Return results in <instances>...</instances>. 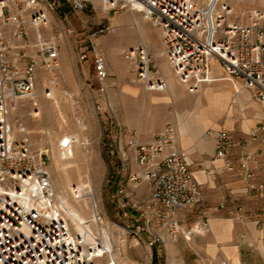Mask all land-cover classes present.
<instances>
[{"label": "built area", "instance_id": "1", "mask_svg": "<svg viewBox=\"0 0 264 264\" xmlns=\"http://www.w3.org/2000/svg\"><path fill=\"white\" fill-rule=\"evenodd\" d=\"M123 1V6L142 12L161 29V55L191 93L218 80L211 63L218 59L225 77L242 81L253 92L254 99L264 105L263 9H242L236 14L230 0ZM89 2L0 0V264H117L104 244L103 232L96 234L85 228L81 233L71 226L62 203L56 200L46 152L34 146L26 130H16L19 120H11L22 99L35 98L37 70L43 67L54 75L57 69L58 37H48L42 32L49 24V13L57 12L69 19L71 11H86ZM111 2L116 6L118 0ZM110 31L112 28L107 27L98 33ZM32 32L37 39L36 51L31 52L23 43ZM90 46L96 76L103 82L109 77L105 54L96 44ZM89 52L82 53L81 60H87ZM125 58L135 63L146 90L165 91L166 81L154 70L153 56L146 45L128 49ZM207 135L216 136V156L226 159L233 145L229 132L211 129ZM124 136L129 137L131 156L120 157L123 161L117 203L119 208L133 211V219L138 223L135 235L147 234L151 248L166 246L185 233L178 211L204 203L202 185L179 147L174 125H166L149 143L141 141L138 128L129 134L125 132ZM250 136L264 143V121ZM251 155L246 154L241 163L246 178L253 177L248 164ZM228 167L233 169L230 163ZM143 181L151 186L146 199L133 193ZM71 192L74 199L80 200L87 193L82 184L73 185ZM220 207L225 208L224 204ZM209 230L204 216L187 233ZM100 257L106 260L101 262Z\"/></svg>", "mask_w": 264, "mask_h": 264}, {"label": "rangeland", "instance_id": "2", "mask_svg": "<svg viewBox=\"0 0 264 264\" xmlns=\"http://www.w3.org/2000/svg\"><path fill=\"white\" fill-rule=\"evenodd\" d=\"M230 2L236 14L242 9L264 10V0H230ZM124 4L123 0H118L116 6H112L111 0H102L101 5L98 6L89 2L86 11H71L69 19L59 15V24L46 31L49 33L48 37H58L59 54L62 47L70 52L74 47L79 61L88 62L87 73L90 80L85 83L84 70L70 68L60 59L61 63H58L54 75L45 72V80L40 84L36 82L35 98L22 99L13 110L11 120H19L16 130H26L34 146L46 152L56 200L60 204L62 203L60 194H64L74 204L80 201L74 199L72 195L73 185L82 184L86 191L92 186V195L97 201L99 223L96 224L95 219L91 217L95 208L91 199H87L89 209L85 212V221L94 233L97 234L101 229L108 233L114 244L118 264H229L220 256L215 258L205 256L201 247L206 236L200 232L190 235L187 233L196 227V223L183 226L185 233L175 240H170L166 246L159 244L151 248L146 240L147 234L135 235L138 231V223L133 219L134 213L131 208H119L116 193L123 161L120 157L131 156L127 145L129 137L124 135L125 132L129 134L133 130L125 126V120L140 119V116L147 112L146 96L153 91L161 92L146 90L138 75H135V63L125 58V52L139 44L146 45L153 56L149 45L138 43L133 47L123 48L117 56H111L109 53L107 55L105 47L111 44L117 42L128 44L134 38L141 40V34L144 33L145 39L154 45L155 40L162 35L161 29L151 19H146L142 12L130 10L129 7L123 6ZM71 22L75 30L69 32L67 29L71 27ZM107 27H111L112 31L98 33L100 29ZM61 32L62 37H60ZM91 43L99 46L106 57L109 77L103 82H100L96 76L94 61L89 52ZM87 51L88 59L81 60L80 55ZM109 51L111 52L110 49ZM109 57L110 59L112 57L114 65L119 63V67L125 63L124 70L116 73L115 69L118 68L116 66L114 70L111 68ZM157 62L158 60L153 56L154 70H158ZM131 74L134 79L131 78ZM220 76L224 77L222 73ZM236 81L241 91L242 81ZM208 84H227L234 88L233 81L229 79L212 81L201 88L209 86ZM126 85L132 87V93H125L123 89ZM181 86L175 84L174 90L180 99L179 115H186L189 113L187 108L195 105L202 89L191 93L184 84ZM234 91L236 92V88ZM55 101H58V106ZM232 102L226 105V115L232 114ZM149 121L153 124L163 120L161 117L160 121L151 117ZM65 136L78 139L74 142L75 156L70 160L63 159L61 154V142ZM132 166L135 167L134 164ZM142 184H148L151 193V186L145 181L137 184L133 193L135 197L146 199L150 194L141 197L136 193L137 187ZM70 224L74 227L71 219ZM250 252L247 249L245 255L248 264H264V255L256 246L251 252L252 255L249 254ZM98 260L104 262L106 259L100 257Z\"/></svg>", "mask_w": 264, "mask_h": 264}, {"label": "crops", "instance_id": "3", "mask_svg": "<svg viewBox=\"0 0 264 264\" xmlns=\"http://www.w3.org/2000/svg\"><path fill=\"white\" fill-rule=\"evenodd\" d=\"M89 1L98 6L101 5L102 0ZM59 15L57 12L49 13V24L42 28L45 36L49 35L46 32L48 29L59 24ZM70 26L67 31L75 30L72 28L74 27L72 22ZM60 35L62 37L63 33L61 32ZM36 39L35 33L32 32L23 43L24 47L31 52L36 51ZM138 43H145L151 47L153 56L158 60L156 65L159 66V73L166 81L167 87L165 91H153L147 95V112L135 121L125 120V126L133 130L138 128L140 139L144 143L151 142L167 124L176 126L179 147L186 153L205 196L202 205L178 211L182 227L192 223L198 224L205 216L210 226L209 231L202 233L206 236L201 247L205 256L210 258L220 256L229 264H248L245 256L247 249L252 252L256 246L264 255V143L260 139L254 141L250 136L260 122L264 121V105L255 100L253 92L244 86L241 91L235 92L234 88L227 84H208L209 86L201 88L202 92L200 91L195 105L187 108L189 113L179 115L180 99L174 90V85L183 84L173 74L167 59L160 56L163 48L162 35L155 40L154 45L150 44L142 33L141 40L134 38L128 44L117 42L105 49L107 55L109 53L111 56H117L123 48L133 47ZM60 59L70 68L84 70L85 83L90 80L87 73L88 62L79 61L74 47L72 52L65 51L62 47L58 63H61ZM109 61L113 70L115 66L118 68L115 69L116 73L124 70L125 63L119 67V63L114 65L112 57L111 59L109 57ZM211 63L212 73L218 77L216 81L227 79L220 61L213 59ZM45 72L46 69L43 67L37 70V84L45 80ZM220 72L224 75L223 78ZM135 75L137 76L136 73ZM131 76L132 79L135 78L132 74ZM181 88L185 91L183 86ZM123 90L125 93L133 91L130 85H126ZM231 101H233L232 114L226 115V105ZM151 117L158 118L159 121L161 117L163 121L152 124L149 121ZM211 129L225 130L231 135L233 145L229 148L226 159L216 156L217 138L207 135ZM248 153L252 154L248 160L250 172L253 174L251 178H246L241 168L243 158ZM228 163L233 165V169H229ZM136 193L141 197L148 196L149 185H140ZM222 204L225 208L220 207Z\"/></svg>", "mask_w": 264, "mask_h": 264}, {"label": "bare ground", "instance_id": "4", "mask_svg": "<svg viewBox=\"0 0 264 264\" xmlns=\"http://www.w3.org/2000/svg\"><path fill=\"white\" fill-rule=\"evenodd\" d=\"M237 83L238 82L236 80H233L234 88H236V91H240V88H239ZM53 99H55L54 96H53ZM55 103L58 106V101H55ZM76 141H78L77 138H73L71 136H65L64 137V139L61 142V146H62L61 154H62L63 159L70 160V159L74 158V156H75L74 142H76ZM89 183H90V181H89ZM92 192H93V189L91 186L90 189L87 190L86 196H84L82 198L83 202H81V200H80V201L76 202V204H74L69 199H67L64 194H60V196H59V198L62 200V205L66 211V215L71 219V222L73 223L75 229L79 230L81 233L83 230L90 229L88 227V225L86 224V221H85L86 220L85 212L89 209L87 199H91L93 201L95 208L92 211L93 213H92L91 217H93L95 219L96 224L99 223L98 222L99 219H98V216L96 214L97 213V209H96L97 201L93 197ZM101 232L104 233V244L106 245L107 249L109 248V250L112 251V257H113V259L116 260V263L118 264L117 255L115 253L114 244L111 241V238L109 237L108 233L105 230L101 229Z\"/></svg>", "mask_w": 264, "mask_h": 264}]
</instances>
